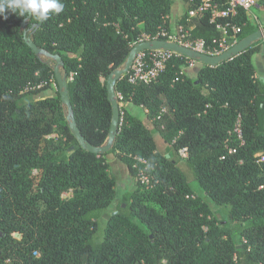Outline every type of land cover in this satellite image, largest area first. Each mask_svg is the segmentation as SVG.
Segmentation results:
<instances>
[{"label":"trees","instance_id":"obj_1","mask_svg":"<svg viewBox=\"0 0 264 264\" xmlns=\"http://www.w3.org/2000/svg\"><path fill=\"white\" fill-rule=\"evenodd\" d=\"M62 2L64 10L43 23L0 17V264H264V162L256 157L264 153V81L254 64L264 38L218 65L203 64L195 77L183 71L191 58L181 54L154 82L123 75L117 92L143 106L149 121L120 106L113 146L94 153L71 130L55 65L32 50L25 30L62 57L72 115L86 140L103 146L113 118L108 77L144 34L173 30L175 0ZM183 2L178 24H188L201 0ZM232 21L239 41L261 28L243 9ZM193 23V38L219 47L214 39L223 33L209 12ZM54 82L57 95L35 99ZM239 116L244 144L234 131ZM110 153L136 188L123 193L98 240V219L118 191ZM141 170L152 187L142 185Z\"/></svg>","mask_w":264,"mask_h":264},{"label":"built area","instance_id":"obj_2","mask_svg":"<svg viewBox=\"0 0 264 264\" xmlns=\"http://www.w3.org/2000/svg\"><path fill=\"white\" fill-rule=\"evenodd\" d=\"M263 1L264 0H229L225 7H221L214 0H201V2L196 7L192 8L187 14L186 23L188 24L180 23L171 31L160 29L154 36L144 34L140 42L166 40L168 42L178 43L195 51L210 55H219L239 41L238 35L240 28L232 21V19L238 14L239 10L243 9L246 12H251L255 6L261 4ZM206 12L211 14V22L223 33L220 38L214 39V43L218 44L219 47L208 46L206 40L203 38H193L192 30L194 27V18L197 15ZM178 54L180 53L164 48L146 49L139 52L129 71V82H143L148 84L156 81L166 71L169 62L173 57ZM198 63V61L191 58L188 65L183 68V71L187 72L188 69L195 67ZM117 99L121 106L125 104L122 92H117ZM234 131L240 143L244 144L245 140L242 133L241 116L238 118ZM236 152V147L229 146L230 154ZM180 154L183 158H186L187 148L181 149ZM225 157L226 155L222 156V158ZM256 157L258 163L264 162L263 152L257 153ZM139 179L144 187H152L150 175L145 170L140 171ZM193 197L195 196L193 195Z\"/></svg>","mask_w":264,"mask_h":264},{"label":"water","instance_id":"obj_3","mask_svg":"<svg viewBox=\"0 0 264 264\" xmlns=\"http://www.w3.org/2000/svg\"><path fill=\"white\" fill-rule=\"evenodd\" d=\"M23 25L25 26L26 23L24 22ZM25 34H26V40L28 42V45L32 48V50L36 54L45 55V56H48L56 60L57 64L55 65L54 70L56 74V79L59 83L61 99H62L63 104H65L69 109L68 119L70 120V127H71L73 134L76 136L79 143L81 144V146L94 153H105L113 146V142L119 132L120 104L117 99L116 84L123 75H125L126 73L130 71L133 65L134 59L136 58L139 52L146 50V49L164 48V49L174 50L180 53L181 55L198 60L199 62L203 64L218 65L221 62L232 59L234 56L242 53L248 47H250L253 42L259 39H263L264 38V28H260L259 30L253 32L252 34L243 38L238 43H236L235 45H233L232 47H230L225 52L219 55H210V54L203 53L200 51H195L191 48L182 46L178 43L168 42L166 40L143 41V42L136 44L132 48L125 66L123 68L115 70L108 77L107 88H108L109 99L111 100L112 105H113V118H112V125H111L107 144L103 146H94L91 143H89L84 137V135L82 134V132L80 131V128L78 127L77 122L72 115L73 107H72V103L69 97L67 75L61 70V67L64 66L62 57L58 54L54 55L52 53H49L46 50L38 47V45L34 42V40L27 36V30H25ZM167 156L169 157L170 155L167 154Z\"/></svg>","mask_w":264,"mask_h":264},{"label":"rangeland","instance_id":"obj_4","mask_svg":"<svg viewBox=\"0 0 264 264\" xmlns=\"http://www.w3.org/2000/svg\"><path fill=\"white\" fill-rule=\"evenodd\" d=\"M177 1H179V0H177ZM182 14H183V7L180 8L179 10H174L172 12L171 20L173 22V24H172L173 29H175L177 27L178 23L180 22V20L182 18ZM254 21L258 22L256 19ZM263 27H264V25L261 26V28H263ZM262 43L264 44V41ZM43 57L45 59L51 60V62H53L54 65L57 64L55 59L50 58V57L45 56V55H43ZM199 63L201 65H203V63H201V62H199ZM61 70L63 72V66L61 67ZM187 73L191 74L193 76H194V74H196L194 68L190 69ZM57 88H58V86H57L56 82H54L51 87H49L48 89L41 91L40 93L36 94L35 99H40V98H44V97H51V96L57 95ZM127 106H128L129 111L132 112V114L136 115L138 118H140L145 123H148L149 120L147 117V113L145 112V109L142 106L134 104V103H128ZM157 139L160 140L158 135H157ZM160 145H162L161 142H160ZM183 167H184V170L188 173V177L190 179H192V177H193L192 172L190 170H188V168L185 164ZM112 171H113L112 175L114 176L116 187L118 190L117 191V197L115 199L113 208L106 210L104 213H102V215L98 219V230L96 232V238L98 240L103 239L104 233H105V228L107 225V221L111 215V212L115 209L114 207H116V204L122 202L121 200L123 197L122 196L123 193L126 192L127 190H130V189L134 190L136 188L134 180L130 177V174L128 175V174L124 173V170L122 168L118 167ZM193 183H194L195 189L200 192L198 183L196 181H194Z\"/></svg>","mask_w":264,"mask_h":264},{"label":"clouds","instance_id":"obj_5","mask_svg":"<svg viewBox=\"0 0 264 264\" xmlns=\"http://www.w3.org/2000/svg\"><path fill=\"white\" fill-rule=\"evenodd\" d=\"M64 7L62 0H0V17L7 19L11 12L19 16H31L37 23H43L50 15L61 13Z\"/></svg>","mask_w":264,"mask_h":264},{"label":"crops","instance_id":"obj_6","mask_svg":"<svg viewBox=\"0 0 264 264\" xmlns=\"http://www.w3.org/2000/svg\"><path fill=\"white\" fill-rule=\"evenodd\" d=\"M183 4H184L183 0H179V1L176 0L174 2V4H173V11L174 10H179L180 8H182L183 7ZM248 15L250 16V18L253 21L255 19L258 21V22H256V21H254V22L258 23L260 26H263L264 25V6H263V3L255 6L251 10V12H248ZM254 64H255L256 69H257V77L260 78V79H262L264 81V44L263 43L261 45V51L258 52V53H256L254 55ZM201 66L202 65L200 63H198L195 67H193L195 69V73H197V71L200 69ZM190 69H192V68H190ZM190 69H188V71ZM189 75L192 76V77H195L196 76V74H194V76L191 75V74H189ZM128 103H132V102L125 103V107L129 111L128 106H127ZM145 112L147 113V110L146 109H145ZM130 113L132 114V112H130ZM107 158H108V161H109V163L111 165L112 170H115V168L120 167V168H122L124 170V173H126V174L129 175V169H128V167L123 162H121L116 157L115 154L110 153V154L107 155Z\"/></svg>","mask_w":264,"mask_h":264},{"label":"bare ground","instance_id":"obj_7","mask_svg":"<svg viewBox=\"0 0 264 264\" xmlns=\"http://www.w3.org/2000/svg\"><path fill=\"white\" fill-rule=\"evenodd\" d=\"M247 13H248V12H247ZM238 42H239V41H238ZM238 42H237V43H238ZM231 47H232V46H231ZM120 106H121V105H120ZM120 111H121V108H120Z\"/></svg>","mask_w":264,"mask_h":264},{"label":"flooded vegetation","instance_id":"obj_8","mask_svg":"<svg viewBox=\"0 0 264 264\" xmlns=\"http://www.w3.org/2000/svg\"><path fill=\"white\" fill-rule=\"evenodd\" d=\"M0 237H1V234H0Z\"/></svg>","mask_w":264,"mask_h":264}]
</instances>
